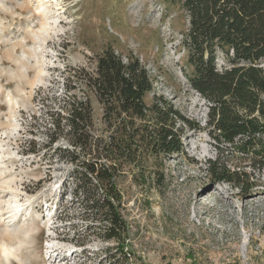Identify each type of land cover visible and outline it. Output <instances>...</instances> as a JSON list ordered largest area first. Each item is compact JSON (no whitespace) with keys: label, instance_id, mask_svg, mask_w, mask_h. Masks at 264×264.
Returning <instances> with one entry per match:
<instances>
[{"label":"rangeland","instance_id":"1","mask_svg":"<svg viewBox=\"0 0 264 264\" xmlns=\"http://www.w3.org/2000/svg\"><path fill=\"white\" fill-rule=\"evenodd\" d=\"M184 27L167 0H0V264H264V172L246 164L257 183L249 195L208 175L219 155L205 130L208 103L182 70ZM107 47L150 71L148 102L163 95L204 129H187L185 153L152 162L146 180L120 182L123 252L89 234L71 164L59 159L64 142L44 147L47 110L64 104L65 70L93 69ZM216 64L226 65L222 53ZM30 140L36 155L26 153ZM221 149L238 164V149Z\"/></svg>","mask_w":264,"mask_h":264},{"label":"trees","instance_id":"2","mask_svg":"<svg viewBox=\"0 0 264 264\" xmlns=\"http://www.w3.org/2000/svg\"><path fill=\"white\" fill-rule=\"evenodd\" d=\"M167 1L177 4L185 18L182 70H190L183 71L191 89L208 103L205 130L219 158L210 160L206 171L214 182L249 195L257 183L246 164L255 174L264 172V0ZM219 53L226 64L221 71ZM65 71L64 104L47 110L51 128L44 147L64 142L59 159L71 164V188L84 218L92 222L89 234L123 252L127 223L120 182L146 180L152 162L160 166L185 153L187 129H204L165 96L146 100L155 80L132 52L124 56L107 47L93 69ZM92 99L100 106L99 117ZM27 143L26 153H39L36 140ZM224 144L238 149L237 165L224 160Z\"/></svg>","mask_w":264,"mask_h":264},{"label":"built area","instance_id":"3","mask_svg":"<svg viewBox=\"0 0 264 264\" xmlns=\"http://www.w3.org/2000/svg\"><path fill=\"white\" fill-rule=\"evenodd\" d=\"M184 54V52L182 53V55ZM147 69V68H146ZM217 69L219 70V71H221L222 70V68L221 67H219V66H217ZM148 70V69H147ZM149 71V70H148ZM149 73H150V71H149Z\"/></svg>","mask_w":264,"mask_h":264},{"label":"bare ground","instance_id":"4","mask_svg":"<svg viewBox=\"0 0 264 264\" xmlns=\"http://www.w3.org/2000/svg\"><path fill=\"white\" fill-rule=\"evenodd\" d=\"M50 2V1H49Z\"/></svg>","mask_w":264,"mask_h":264}]
</instances>
